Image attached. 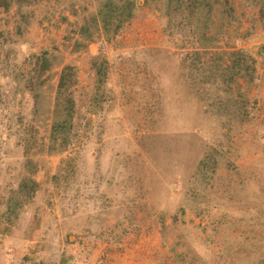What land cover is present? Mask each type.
Wrapping results in <instances>:
<instances>
[{
    "label": "rangeland",
    "instance_id": "1",
    "mask_svg": "<svg viewBox=\"0 0 264 264\" xmlns=\"http://www.w3.org/2000/svg\"><path fill=\"white\" fill-rule=\"evenodd\" d=\"M31 1L0 7V264H17L9 239L26 242L22 264H110L140 240L153 250L125 264H264V0H194L182 13L170 0H138L116 38L93 41L81 29L99 0H61L77 18L63 42L38 34ZM138 14L155 38L126 48ZM238 52L262 80L232 76ZM67 66L78 84L62 151L51 131ZM28 176L36 195L7 223L8 199Z\"/></svg>",
    "mask_w": 264,
    "mask_h": 264
},
{
    "label": "trees",
    "instance_id": "2",
    "mask_svg": "<svg viewBox=\"0 0 264 264\" xmlns=\"http://www.w3.org/2000/svg\"><path fill=\"white\" fill-rule=\"evenodd\" d=\"M13 1L14 0H0V7L9 9ZM149 1L150 0H146L147 3H149ZM173 3L176 4L174 11H178L177 13L187 11L191 6H194V0H170L168 8H170ZM97 6V13L93 16L91 15V19L88 20L81 29V36L86 41H93L96 34L98 37L102 35L101 37L108 39L116 38L125 25L134 18L139 3L138 0H99ZM93 29L95 30L93 31ZM262 53H264V48ZM234 56H237V59L234 60L231 69H229L234 78L242 77L252 83L263 79L254 64V60L246 57L241 52L235 53ZM48 63V60L44 61V66L47 67ZM94 66L97 69L98 91L102 94L108 79L107 62L102 61L100 64H95ZM77 84L78 80L76 78L75 68L72 66L65 67L61 75L56 100L57 118L54 120L51 131V142L54 145L53 147L59 142L60 145L58 149L62 151L66 150L70 143V129L73 126L75 115L73 88H75ZM100 100V96H96L94 99L93 103H95L94 107H97L96 109H99ZM209 186L210 184L207 188L205 187L203 191L205 195L210 191ZM36 190V183L31 176L25 177L22 180L18 190L14 191L8 199L6 212L4 213L7 223H13V220L18 218L24 204L30 202L35 197ZM179 259L184 261L185 257L181 255Z\"/></svg>",
    "mask_w": 264,
    "mask_h": 264
},
{
    "label": "crops",
    "instance_id": "3",
    "mask_svg": "<svg viewBox=\"0 0 264 264\" xmlns=\"http://www.w3.org/2000/svg\"><path fill=\"white\" fill-rule=\"evenodd\" d=\"M70 1V0H69ZM69 1L65 2L64 5H62V1L61 0H32L29 3V9L32 8V11L34 10V13L32 14V21H34L33 26L34 27H38V34H40L42 36V38L44 39V32H50L51 33V39L55 40V41H59V42H63L64 38L72 33L73 29L76 27V20L77 18L72 16V12L71 9L69 7ZM89 3V2H88ZM84 6H88L86 4H84ZM78 9V6L75 8ZM90 9V8H89ZM28 13L30 14L31 11ZM78 13V15L80 16L81 11L76 12ZM35 15V18L34 16ZM75 16V14H73ZM51 21L54 23L52 25ZM140 22V15L138 14L136 16V18L130 22L128 24V32L129 34H127V36H125V41H128V45H125L126 48H128L127 46H131L132 41H153L154 40V33L153 31L155 30V28H153L154 30L152 31L151 28L148 27L147 24H145L144 26H140L139 25ZM130 25V26H129ZM51 26V27H49ZM149 33H152V35H149ZM37 34V31H36ZM122 38V37H121ZM121 38H117L116 42L117 45L120 44L121 42ZM51 44V42H50ZM49 44H44V48H47ZM116 45V46H117ZM113 51V50H112ZM118 52V51H117ZM115 53V51H113V54ZM112 65H115V62L112 61ZM118 71V70H117ZM116 73H113L111 75V80L109 81L108 85L109 88L111 90H113L114 92V96H117L119 93V88L120 86H118V81L116 80ZM117 85V86H116ZM128 236L126 237L127 241H132L133 239H135V236L132 234H127ZM9 241L11 243H9V247L12 248H16L18 249L19 253L17 258L16 263L17 264H22L23 261V249L26 246V242L24 243L22 240H11L9 239ZM22 241V242H21ZM18 243V244H16ZM143 240H140L139 242L137 241L135 245H133V242L131 243H126L124 244V250L123 252L119 253V254H115V259L110 262V264H115L114 262L116 261L117 264H125V261L127 259H131L133 258V256H135L134 252L137 251L138 249H142V248H150L151 250H153V246L152 245H142ZM16 244V245H15ZM99 246L95 247L93 250L96 253H99L103 248L100 245V243H98ZM8 247V248H9ZM89 248V246H85L84 249ZM90 250V249H89ZM133 255V256H129V255ZM104 256V255H101ZM113 257V256H112ZM69 262V260H66ZM122 261V263H121ZM127 262V261H126ZM59 263V262H58ZM56 263V264H58Z\"/></svg>",
    "mask_w": 264,
    "mask_h": 264
},
{
    "label": "built area",
    "instance_id": "4",
    "mask_svg": "<svg viewBox=\"0 0 264 264\" xmlns=\"http://www.w3.org/2000/svg\"><path fill=\"white\" fill-rule=\"evenodd\" d=\"M100 48H101V50H102V52L104 53V54H106L107 52H108V46L106 45V42H101V44H100Z\"/></svg>",
    "mask_w": 264,
    "mask_h": 264
},
{
    "label": "bare ground",
    "instance_id": "5",
    "mask_svg": "<svg viewBox=\"0 0 264 264\" xmlns=\"http://www.w3.org/2000/svg\"><path fill=\"white\" fill-rule=\"evenodd\" d=\"M167 56V55H166ZM117 86V85H116ZM114 113V112H113ZM115 115V114H114ZM223 203V202H222Z\"/></svg>",
    "mask_w": 264,
    "mask_h": 264
}]
</instances>
